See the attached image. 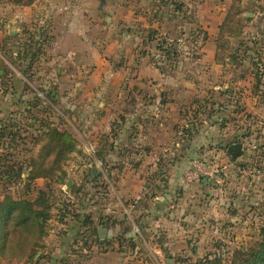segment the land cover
<instances>
[{
  "label": "rangeland",
  "instance_id": "obj_1",
  "mask_svg": "<svg viewBox=\"0 0 264 264\" xmlns=\"http://www.w3.org/2000/svg\"><path fill=\"white\" fill-rule=\"evenodd\" d=\"M6 1L0 0V70L9 73L28 67V59L19 66L13 58L36 53L35 44L31 54L22 44L37 41L38 33L37 26L25 31L18 20L11 23L15 10ZM126 1L108 9L132 7L137 21L94 78L92 66L76 62L75 79L54 80L65 52L54 56L49 47L24 81L0 78V131L12 125L16 134L9 147L0 140V150L11 164L25 167L41 151L42 143L31 144L38 135L34 116L77 141L52 177L27 189L25 168L19 179L0 174V201L7 195L35 201L43 190L38 210L47 216L41 228L37 221L22 224L18 210L4 218L0 264H246L260 241L264 0L235 3L240 14L224 36L222 64L212 59L213 40L233 0ZM3 23L18 30L11 40ZM124 30L111 34L124 39ZM5 49L12 66L3 63ZM139 61L155 70L154 80L136 81ZM10 89L22 94L9 97ZM233 144H242L236 160L227 155ZM53 160L47 156L44 167ZM194 161L202 165L198 179L186 176ZM87 216L92 226L84 225Z\"/></svg>",
  "mask_w": 264,
  "mask_h": 264
},
{
  "label": "crops",
  "instance_id": "obj_2",
  "mask_svg": "<svg viewBox=\"0 0 264 264\" xmlns=\"http://www.w3.org/2000/svg\"><path fill=\"white\" fill-rule=\"evenodd\" d=\"M130 1L132 2V0H128L129 3H131ZM112 3H116V0H36L30 6H14L7 3L8 10H15L13 14L7 16V19H11V23L18 20L19 25L22 27L21 29L25 31L31 30L33 27L36 28L37 26L35 30L38 33L35 35L37 38L36 42H39L38 45H43L45 48L49 47L48 50L52 53L56 51L54 56H56L59 50L60 52H65V56L62 54L61 57H57L56 62L63 65V70H61V73L58 75H54V80L65 79L67 82L69 79H75L74 75H71V70L74 68L72 66L75 65L76 62L84 64V66L88 68L89 66L94 68L92 74L89 76L91 79L94 78L97 73L100 74L101 70L104 71L102 64L105 62V58L110 56L111 51L113 50L116 52L118 48H122L125 43H127L126 40L131 35L132 25L137 21V17L131 9L132 7H128L123 11L119 10V5L118 9L116 7L112 10L108 9V6L112 5ZM120 8L122 7L120 6ZM32 22L35 23V25H33ZM44 23H46V25H44ZM2 27L7 32V35L9 34V36L6 37V39L9 40H11L10 32L14 31V33H16V31H18L10 27L9 23L8 26L3 23ZM122 28L125 29L122 33L124 39H118L116 35L111 34V32L121 30ZM102 32L104 35L101 34ZM92 34L95 37H92ZM100 35L102 37H99ZM215 39L213 40V60L216 49ZM12 44L14 45L15 43L13 42ZM23 45L24 44H22V46ZM97 47L105 48L108 52H101ZM7 48H9V45H7ZM8 50L5 49V52L2 53L4 57L3 63L6 65L9 63V65L12 66V56H7V54H9ZM120 53V55L123 56V53ZM127 53L128 51H126V54ZM18 58V60L16 57L13 58V61L19 63V66H22L27 60L23 56ZM41 58L40 60H42ZM126 59L128 62L124 63L129 65L131 59H129V57H126ZM26 64L27 63H25V65ZM148 66H145L139 61L137 66L138 70L134 73V77L135 75L137 76L136 81H141L142 79L151 80L152 78L154 80L156 78L155 70H152L153 68ZM26 69L27 67L25 66L22 71L19 68L17 72L10 71L9 73L4 72L2 69L0 70V78L7 76L10 80L18 79L24 81L28 75ZM122 69H125V67ZM136 92L135 94L133 92L130 93L135 96L138 95L140 90H136ZM15 93H19V95L22 94V92H18V90L12 91V89H10L7 95L12 97ZM154 206H156L158 210H163V206L161 207L160 203H155Z\"/></svg>",
  "mask_w": 264,
  "mask_h": 264
},
{
  "label": "trees",
  "instance_id": "obj_3",
  "mask_svg": "<svg viewBox=\"0 0 264 264\" xmlns=\"http://www.w3.org/2000/svg\"><path fill=\"white\" fill-rule=\"evenodd\" d=\"M35 1L36 0H7L6 2L14 6H30ZM236 2L237 0L232 1L228 12L223 19V22H221L218 26V33L215 39L216 49L214 59L221 64L224 62V58L226 57L223 56L226 43V41H224V36L225 34H227L226 36H229L232 33L231 30H234L233 27H231L233 18L237 17L240 14L239 9H237L235 6ZM227 29L230 30L227 32ZM38 43L39 42L36 41H28L23 45V47L26 49V54L30 53L28 48H30L32 44H35L37 46L35 51L36 53L31 55L30 57L21 55L29 60L26 72L32 71V68L35 66V64L40 60L41 57L44 56L43 53L46 51L45 47L43 45H38ZM18 57H20V55L17 54V60L19 59ZM34 118V121L38 122V128L35 129L36 131H38V135L33 137L34 139L32 140L31 144H33L34 146H37L41 143L43 144L41 151L39 155H37V157L28 159V162L24 167L21 163L11 164L9 159L11 155L8 152L4 153L5 150L3 148H1L0 150V168H4V170L0 172L1 177L9 180H12L14 178L19 179L23 169L25 168L26 176L24 179V184L26 186V189L29 188V186H31V184L37 180H47L49 179V177H52V172L55 171L56 168L60 167L59 162L62 159L68 158V156L75 151L77 146V141L71 134L65 131H60V129L58 127H55L53 123L44 122L43 119H40V117L34 116ZM1 129L2 131H0V140L1 142H3L2 145H6L7 142V145L9 147V145H12V143L15 142L16 138V134L13 131L12 125L5 126ZM50 155L54 156V160L50 166L45 168V158ZM42 191L43 190L38 191L39 195L36 197L35 201L25 198L13 199L9 195L4 196L0 201V207L2 208V210H0V246L2 248L6 243L4 225L7 219L4 218L11 219L13 217V213L16 210L20 212L21 216L19 220L22 222V224H27L30 221H37L40 222V224L37 223L38 228H41V225L44 224L47 216L43 213V211L38 210V207H40L44 203ZM2 219L4 220L2 221ZM91 224L92 219L89 216L84 217V225L88 227L92 226ZM91 231L93 235H97V230L95 228L92 227ZM259 235L260 241L254 249H251L246 264H264V229H261ZM31 254L32 252L29 254V256Z\"/></svg>",
  "mask_w": 264,
  "mask_h": 264
},
{
  "label": "water",
  "instance_id": "obj_4",
  "mask_svg": "<svg viewBox=\"0 0 264 264\" xmlns=\"http://www.w3.org/2000/svg\"><path fill=\"white\" fill-rule=\"evenodd\" d=\"M11 35L14 34V31L10 32ZM242 154V144H233L228 147L227 155L231 157L232 160H236ZM67 188L70 187V182L66 184Z\"/></svg>",
  "mask_w": 264,
  "mask_h": 264
},
{
  "label": "built area",
  "instance_id": "obj_5",
  "mask_svg": "<svg viewBox=\"0 0 264 264\" xmlns=\"http://www.w3.org/2000/svg\"><path fill=\"white\" fill-rule=\"evenodd\" d=\"M70 1H76V0H70ZM201 164L198 163V161H194L192 163V167H193V172L187 173L186 176L191 177V179H198L199 175L202 173L201 172Z\"/></svg>",
  "mask_w": 264,
  "mask_h": 264
}]
</instances>
